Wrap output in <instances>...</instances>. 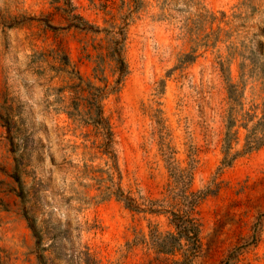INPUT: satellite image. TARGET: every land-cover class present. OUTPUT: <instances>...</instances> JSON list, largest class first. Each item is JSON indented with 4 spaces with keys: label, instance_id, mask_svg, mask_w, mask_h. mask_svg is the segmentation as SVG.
<instances>
[{
    "label": "rangeland",
    "instance_id": "rangeland-1",
    "mask_svg": "<svg viewBox=\"0 0 264 264\" xmlns=\"http://www.w3.org/2000/svg\"><path fill=\"white\" fill-rule=\"evenodd\" d=\"M120 27L106 154L68 112L88 110L77 75L115 87ZM230 112L238 155L219 169ZM249 134L264 138V0H0V264H178L150 233L174 232L180 187L207 191L192 264H264V145L243 153Z\"/></svg>",
    "mask_w": 264,
    "mask_h": 264
},
{
    "label": "trees",
    "instance_id": "trees-1",
    "mask_svg": "<svg viewBox=\"0 0 264 264\" xmlns=\"http://www.w3.org/2000/svg\"><path fill=\"white\" fill-rule=\"evenodd\" d=\"M92 28V27H90ZM98 31V30H97ZM104 32H106L104 30ZM125 41V31L123 27L118 28L110 40L112 47L109 49L108 57L114 63V73L117 74V79L115 80V87L109 89L107 85L104 87H94L91 83L84 85L86 89L83 88L82 78L77 75V79L80 81L78 84L74 85L72 88L78 90L79 93L87 91L88 95L83 98L88 106V110L85 113H73L68 112L70 117H80L82 122L93 126L98 134L101 136L105 147V153L109 154V148L112 145L113 134L107 119L103 116L101 101L108 94V92L116 91L119 88L123 78L127 74V64L123 57V47ZM102 74V70L99 65L94 69V76L98 78ZM101 81V79H99ZM104 81V80H103ZM106 83V81H104ZM232 87H229V92L231 95ZM227 132L224 138L223 154L224 157L221 161V167H228L234 161L236 156L231 155V142L234 134L231 133L232 128L236 124V120L232 117L231 112L228 117ZM264 145V138L257 137L253 134H249L246 137V144L243 153H248L250 151L256 150ZM173 169V168H172ZM181 176V177H180ZM180 177V178H179ZM186 177V173L181 171L177 176L174 175V179H178L183 186V180ZM177 197L179 199V204L175 211H170V223L174 228L173 233H168L167 235H161L154 231L150 233V245L161 254L165 255H176L181 256V261L178 264H192L193 259L197 256L200 250V225L197 220L193 217V212L200 201L204 199L207 191H198L195 193H188L184 190V187H180L177 191ZM124 202L126 205L132 209H138L135 205V201L132 198L124 197ZM29 221V226L32 229L34 236L37 237L36 227L33 221L27 218ZM39 246V241L36 243ZM229 259V258H228ZM226 259V261H228Z\"/></svg>",
    "mask_w": 264,
    "mask_h": 264
}]
</instances>
